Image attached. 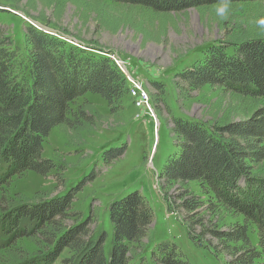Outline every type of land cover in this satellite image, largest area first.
I'll list each match as a JSON object with an SVG mask.
<instances>
[{
	"label": "rangeland",
	"instance_id": "1",
	"mask_svg": "<svg viewBox=\"0 0 264 264\" xmlns=\"http://www.w3.org/2000/svg\"><path fill=\"white\" fill-rule=\"evenodd\" d=\"M216 6L161 13L113 0H0V26L19 51L21 76L27 77L24 32L32 26L95 57L123 62L129 92L115 112L98 95L79 98L70 106L76 113L70 117L71 127L52 129L44 141L43 157L56 165L55 170L44 177L27 172L12 178L2 208L10 209L9 200L29 208L53 200H70V204L64 217L55 219L58 233L47 226L6 249L11 239L0 230V264H43L52 254L56 255L52 264H78V253L57 247L56 240L63 231L80 226L85 242L106 236L103 248L108 259L109 205L134 191L147 199L154 222L141 244L130 245L131 264H152V248L162 242L177 245L189 264L231 260L232 253L224 251L212 231L228 230L242 218L218 207L196 183L172 184L162 190L157 178L178 142L171 133L172 117L199 121L216 130L246 122L264 106L261 98L219 86L195 89L179 80L181 72L202 61L208 48L222 45L230 54L241 42L264 40V31L254 23L264 18V0L231 3L226 20L215 15ZM130 82L141 87L147 104L136 105L140 97L132 95ZM152 83L161 85V90ZM80 112L90 119H82ZM251 176L264 178V160L253 165ZM184 191L201 204L193 212L181 206L178 195ZM19 226L28 233L35 230L26 219ZM249 239L257 244L254 232ZM256 264H264V258Z\"/></svg>",
	"mask_w": 264,
	"mask_h": 264
},
{
	"label": "trees",
	"instance_id": "2",
	"mask_svg": "<svg viewBox=\"0 0 264 264\" xmlns=\"http://www.w3.org/2000/svg\"><path fill=\"white\" fill-rule=\"evenodd\" d=\"M115 3L152 9L155 12H179L190 8L218 4L219 0H113ZM257 0H231L255 2ZM27 77L18 73L20 63L13 40L0 26V204L13 177L33 172L42 177L56 165L43 157V144L52 129L71 127V110L79 98L90 93L101 97L113 112L129 94L124 77L112 60L95 57L71 46L54 34L29 26L24 32ZM191 88L219 86L238 95L264 99V40L254 39L238 44L227 54L222 45L204 51L202 61L179 75ZM159 92L161 85L152 83ZM164 91V90H163ZM81 118L90 117L80 112ZM171 133L178 139L174 150L163 161L158 173L162 190L172 184L196 183L215 200L217 206L242 221L225 231H212L231 252L226 264H256L264 258V178L251 176L253 165L264 160V106L242 123L221 129H207L199 121L172 117ZM105 160V158H104ZM181 206L195 211L201 204L187 191L178 195ZM0 205V230L10 248L21 237L51 226L55 233L57 217H64L70 200H53L44 206ZM216 206V205H215ZM112 228V248L105 257L101 234L94 242L81 240L82 226L63 231L56 246L79 255L78 264H131L130 245H138L154 222L147 199L138 191L114 200L108 208ZM23 219L35 226L28 233L19 224ZM253 228V229H251ZM255 233L257 244L249 235ZM13 236V237H12ZM12 237V238H11ZM51 240L47 239V242ZM52 242L55 240L52 239ZM56 255L44 259L52 264ZM152 264H189L175 244L162 242L151 251Z\"/></svg>",
	"mask_w": 264,
	"mask_h": 264
},
{
	"label": "clouds",
	"instance_id": "3",
	"mask_svg": "<svg viewBox=\"0 0 264 264\" xmlns=\"http://www.w3.org/2000/svg\"><path fill=\"white\" fill-rule=\"evenodd\" d=\"M231 0H219L215 7V15L221 19H227L230 14ZM255 25L261 31H264V18L254 20Z\"/></svg>",
	"mask_w": 264,
	"mask_h": 264
},
{
	"label": "built area",
	"instance_id": "4",
	"mask_svg": "<svg viewBox=\"0 0 264 264\" xmlns=\"http://www.w3.org/2000/svg\"><path fill=\"white\" fill-rule=\"evenodd\" d=\"M112 61H113V63L115 64V66L120 70V72L122 73H124V70H123V68H122V65H123V62H120L119 60H117V59H115V58H112ZM132 85H133V91H132V95L133 96H139L140 98H138L139 99V102H136V105L137 106H141V105H145V103L146 102H144L145 100H144V98L142 97V94H144V92H142V89H141V87L140 86H134L135 85V83L134 82H130ZM141 93V94H140ZM147 104V103H146ZM133 105H134V103H133Z\"/></svg>",
	"mask_w": 264,
	"mask_h": 264
},
{
	"label": "water",
	"instance_id": "5",
	"mask_svg": "<svg viewBox=\"0 0 264 264\" xmlns=\"http://www.w3.org/2000/svg\"><path fill=\"white\" fill-rule=\"evenodd\" d=\"M157 131V130H156ZM155 136H156V139H157V134L155 133ZM156 142H157V140H156Z\"/></svg>",
	"mask_w": 264,
	"mask_h": 264
}]
</instances>
